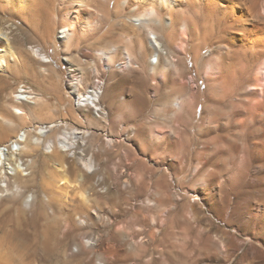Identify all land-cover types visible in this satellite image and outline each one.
I'll use <instances>...</instances> for the list:
<instances>
[{"label": "rangeland", "instance_id": "obj_1", "mask_svg": "<svg viewBox=\"0 0 264 264\" xmlns=\"http://www.w3.org/2000/svg\"><path fill=\"white\" fill-rule=\"evenodd\" d=\"M254 1L264 13V0ZM45 5L53 14L57 3ZM111 5L91 0L103 14L97 36L67 41L46 15L27 22L12 14L15 6L0 7V25L17 49L10 74L0 70V123L12 124L0 127V146L11 153L19 135L33 134L14 162L0 166V249L8 256L1 263L264 264V217L247 214L264 205V123L234 122L230 93L205 78L224 50L195 35L184 57L164 42L163 65L172 67L160 80L148 69L156 63L149 36H157L133 28ZM95 86L102 90L97 110L79 98ZM22 91L36 99L27 114L14 104ZM183 99L186 109L176 111ZM51 123L91 135L72 150L59 147L64 160L50 158L57 135L54 146L31 155L35 130ZM219 181L225 190L211 194ZM171 229L174 248L158 245Z\"/></svg>", "mask_w": 264, "mask_h": 264}, {"label": "bare ground", "instance_id": "obj_2", "mask_svg": "<svg viewBox=\"0 0 264 264\" xmlns=\"http://www.w3.org/2000/svg\"><path fill=\"white\" fill-rule=\"evenodd\" d=\"M90 1L91 0H56L57 5L53 14L46 10L45 0H0V7L4 8V12H7L10 9L7 6H11V8L15 6L17 9L12 14H18L17 17H20L27 22L37 19L40 20L43 15H46L47 19L50 21L49 24L55 23V28L59 30V37L64 41H67L70 39L74 40L77 37L97 36L100 29L99 24L101 23L103 14H101L97 9L91 10V7L89 6ZM105 1L112 4L113 7L116 8L117 12L119 11V14L123 16L125 14L128 19L130 18L134 21L133 28L135 27L138 29L141 26L145 29V31H147V33L157 36L154 40H151L153 38H150L149 36V41L151 43L150 48L152 52L156 54L153 56L156 63H154L155 61L153 62L150 60V63H148V69L152 76H156L160 80L165 77L167 71L170 70L169 68L172 67V65L170 66L168 62L163 65V61L167 60L166 55L163 51H161V48L163 47L162 43L164 42L169 44L172 50H178L180 55H183L184 57L190 56L188 55L189 43L195 35L203 37L206 42V47L212 48V50H224L218 54L219 57L216 62L214 61V64L212 63L206 66L204 72L205 78L207 81L218 82L217 85L222 86V90L224 87L230 93L227 101L230 105L236 107L237 112L235 113V116H238V120L234 122L242 125L243 127H248L251 123V125H254L257 122L264 123V13L258 7L260 4L257 6L254 0ZM101 2L103 3V0H101ZM88 8H90V10H88ZM112 10L114 11L113 8ZM117 18L119 19V17ZM52 28L53 26L48 28L51 34L54 33V31L53 33L51 32ZM8 32L9 31H5V29L0 25V70L10 74L12 63L16 61L15 50L17 49L13 43L14 41L11 39L12 35ZM178 37H180L181 40H178ZM197 40L198 39H196V41ZM199 44L200 43L198 42V45L196 44L193 50L199 51ZM149 46L150 45H148V47ZM193 54L192 57L197 62L199 60V54L196 53V51H194ZM41 58L44 61V58L46 57L42 56ZM127 63L130 65L131 61L128 60L126 65ZM257 65V69L253 71ZM81 83V81H76L73 84L74 89L78 91ZM99 87L95 86L92 90L88 91L89 94L86 95L79 92L80 100L86 101L94 108L96 107V110L98 109L97 103L100 100V95L102 93V90ZM198 91V87H196V90H193L192 93L194 98L197 94L199 95ZM33 95L34 93L32 94L27 91H22L16 95L15 100L17 103L14 102V104L18 114L26 113L25 111H22L25 106L30 110L34 109L33 104L36 103L33 101H36V99L33 98ZM185 101V99L177 101L173 108L176 111H184L186 109L185 103L188 100L186 102ZM5 113H7L6 115L9 117H16L8 111ZM4 119L7 120L6 116ZM4 119L3 123H5ZM0 127H2V131H8L12 128V124L0 123ZM34 135L37 137L39 142L37 143L38 145H33L31 148L29 147L30 149L27 148L30 150V152L27 150L30 154L41 144L45 147L51 144L54 146V143L56 142V151L50 158L54 157L59 160H64L66 159V155L59 150V147L69 148V150H72L75 145L81 141H85L91 134L87 130H80L75 127L64 126V128L61 129L55 123H51L47 127L38 126ZM52 135H57L55 142L53 141L54 139H51ZM32 136L33 134L31 131L28 134L19 135V141L10 144L11 153L9 150L8 152L5 151V149L0 146V166L5 165L4 161L14 162L17 159L15 155H21L23 152L22 143L27 144V142L31 140ZM1 140H4L3 137H0V141ZM108 141L110 144L113 142L112 139H109ZM233 177L231 176L230 178ZM19 179L17 178V180ZM21 181L24 180L20 179V182ZM212 189L211 194H222L225 190V186L220 182V184L214 186ZM82 196L87 200V197H84V194ZM255 208L253 207L254 213L248 212L247 214L252 216V218L255 217L253 220L264 217V205H258ZM172 235V229L163 231L162 236L157 240L159 242L158 245L165 246L169 243L168 246H165V248H174L172 242L170 241V237ZM152 236L153 235L150 234V237ZM7 258L8 256H6V254L0 249V264H3L1 263L2 260L5 261ZM4 264L10 263L4 262Z\"/></svg>", "mask_w": 264, "mask_h": 264}, {"label": "built area", "instance_id": "obj_3", "mask_svg": "<svg viewBox=\"0 0 264 264\" xmlns=\"http://www.w3.org/2000/svg\"><path fill=\"white\" fill-rule=\"evenodd\" d=\"M43 57H46L44 59H47V60H44V61H48V63L51 62L50 59L47 56L44 55ZM120 66H124V64H120Z\"/></svg>", "mask_w": 264, "mask_h": 264}]
</instances>
